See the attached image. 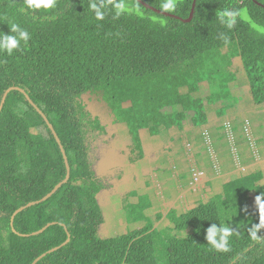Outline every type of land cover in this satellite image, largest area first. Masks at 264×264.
Listing matches in <instances>:
<instances>
[{
    "label": "trees",
    "instance_id": "1",
    "mask_svg": "<svg viewBox=\"0 0 264 264\" xmlns=\"http://www.w3.org/2000/svg\"><path fill=\"white\" fill-rule=\"evenodd\" d=\"M175 3L169 15L158 11L164 0H55L49 9L0 0V35L14 23L30 35L11 55L0 50V101L11 87L0 109V264H32L54 247L35 264H264V170L257 167L185 212L172 210L163 227L145 214L151 203L139 195L126 219L141 228L99 235L95 194L103 184L91 170L87 136L105 127L83 94L102 96L125 123L133 162L143 157L139 129L164 136L181 128L188 112L197 128L207 120L205 103L223 102L222 115L240 101L231 89L239 69L247 98L264 108V0H195L193 9V0ZM203 82L210 90L205 99L197 95ZM48 124L69 177L47 199L18 211L11 225L17 208L66 176ZM212 226L215 244L208 239ZM66 229L70 239L61 245ZM223 229L227 251L216 246L224 243Z\"/></svg>",
    "mask_w": 264,
    "mask_h": 264
},
{
    "label": "rangeland",
    "instance_id": "2",
    "mask_svg": "<svg viewBox=\"0 0 264 264\" xmlns=\"http://www.w3.org/2000/svg\"><path fill=\"white\" fill-rule=\"evenodd\" d=\"M176 1L178 0H172L173 4H176ZM166 2L167 0H164V3ZM160 11L166 12L164 9H161ZM166 14L170 15V13L167 12ZM172 15L174 14H171V16ZM239 62L240 61L238 59L234 60V64L238 65V67H240ZM238 72L239 73L237 74V80L234 82L231 89L234 96H240L244 101L240 99V101H237L235 105H229L228 115H219L217 113V109L223 105V102H216L214 104L205 105L207 113V122L205 125L207 127V130H204V134L206 136V141L210 145V148H213V145L216 142L215 139L222 138V140L227 144L224 145V147L225 149H227L230 157L232 156L230 154L229 147L233 151V154L240 156H246L248 154L247 152L240 150L238 147H235L232 141H229L230 138L234 139V133L236 135H242L241 138L245 137V135L247 134L248 142H253V153L255 154V156L258 157H256L255 159L256 162L250 160L246 162L248 163V167L246 169H242V171H247V169H250V167H252L253 169L257 167L261 170H264V108L255 105L251 100H249V97L247 98V85L245 83L244 72L241 69H239ZM209 92L210 90L208 84L203 82L200 84V90L197 95L205 99ZM98 97L100 100L95 97H92L89 93H85L82 96L83 102L86 104L87 110L92 115H98L106 128V133L104 135L92 139L89 143L92 169L94 170L96 176H99V178L102 179L103 182L106 184V188L100 192V195L97 199L104 216H106L104 224L101 225L99 228L100 235H102L103 237H108L124 233L128 229L141 228L138 225L139 223H132L126 219V205H124L122 201L119 200L121 198H116L114 196L118 197L120 195H123L124 197L125 195H128L129 202L135 203V201L137 202V196L131 195V193H129V191L132 189H135L138 194L149 192L147 193L149 200L152 198L151 195H155L156 193L161 192L162 190L157 185V182L159 181H155V176V179L151 177V186L146 185L148 179L143 182V178L141 177L142 174H144L146 177L147 174H150V171H148L149 165H153L156 162L157 157H162L167 161L170 154L169 162L173 163L174 158L176 160L175 162H177L178 166L175 169L176 171L179 169L180 171L186 170L185 167L187 166V164H184V160L189 159L188 161H190L192 168H195L198 172H200L201 178L211 177V180L214 185L212 184V186L209 187L205 186L204 182H202L201 179L199 180L200 182L198 181L199 183L197 184L195 189L191 188L190 191L192 192H195L194 190L198 188L200 193L209 194L221 188V177L227 174L225 173L222 175V171H218L219 166L215 165L217 171L220 173H216V175H214L213 171H215V169L213 168V161H215L216 159L213 158L217 157V151H222L220 154H223L224 149L219 148L218 150H216L214 148V151L216 153L210 151V155L207 156L211 160L210 164L205 161L207 157L204 159L205 162L200 158L206 156V154L205 156H203L200 152L201 154L200 156H197V158H199L200 163H202V166L196 167L195 162L193 161L191 146L195 145L194 150L199 151L201 147L198 149L197 141H192L190 144H188L186 141L187 137L184 134H181V136H176L174 141L167 142L166 140V144L168 146L165 144V147L162 148L161 146L165 143L164 140L158 137L150 136L146 130H141L140 133L144 142L146 155L143 159L139 161V164L135 163L126 165L125 163L128 161V151L124 149V144L126 143V139L128 137L126 129L119 128L121 126L120 124L113 123L112 115L114 114L111 115V113L107 111L108 109L102 100V96L100 98V96L98 95ZM227 103L228 102H224V104ZM244 103L248 104L250 108L248 106L245 107ZM103 110H105L106 112L104 113ZM247 110H249L252 119L244 116ZM191 115L192 112H189L188 116ZM249 119L250 122H247L249 121ZM214 125L215 127L220 126L217 132L213 131V129L215 128ZM228 125L230 128L228 127ZM113 127L115 129L111 134L110 131ZM184 128H189V126H184ZM236 138H238V136H236ZM192 140H195V138H192ZM257 140L260 141L257 142ZM181 142H183L182 148L178 147ZM156 147L162 148H159L157 150H161L160 154L157 156H155V153L157 152ZM168 147H172L171 150H169L170 152L167 149ZM246 150L248 152H251V148L249 147H246ZM117 155H119V157H117ZM148 160L150 161L149 165L146 164ZM223 160L224 165L226 167L229 165V163H231L232 165L235 162V160H233L232 162H228L226 157H224ZM200 170H202L203 172ZM122 174H125V177L122 178ZM250 197L253 201L256 202L253 193H250ZM181 198L182 203L185 207H187L189 204H192L190 202V200L192 199L191 194L184 193ZM161 207H163V204L154 200L153 207H149L150 209L147 208L145 210L146 214H148L150 217L156 218L158 210H160ZM163 224V222L158 223L160 227L163 226ZM191 231L192 230L187 229L183 231V235H186Z\"/></svg>",
    "mask_w": 264,
    "mask_h": 264
},
{
    "label": "crops",
    "instance_id": "3",
    "mask_svg": "<svg viewBox=\"0 0 264 264\" xmlns=\"http://www.w3.org/2000/svg\"><path fill=\"white\" fill-rule=\"evenodd\" d=\"M244 104H245V107L246 106L249 107L248 104H246V103H244ZM205 105H210V104L205 103ZM228 110L229 109L227 107V109H226L224 114L228 115L229 114ZM166 111H169V109H166ZM188 113H187V120H185L182 123V127L181 128H170V129H168L166 131V134L164 136H161V137H158V136H155V135H151V136L158 137V138H160V139L165 141V143L161 146L162 148L165 147L166 140H167V142L175 140V138H173L170 135V132L172 134H177L179 132L178 136H181V134H184L187 137L186 141H187L188 144H190L192 141H197L198 149L201 147L200 151L199 150H194V146L195 145L191 146L193 161L195 162L196 167L202 166V163H200L199 158H197V156H200L201 153H202L203 156H205V154H206L205 157H203V158L200 157L204 161V159L208 155H210V151L216 153L214 151V148L216 150H218L219 148L220 149H224L223 154H220L222 151H217L218 152V155H216L217 157L213 158V159H216L215 161H213V168L215 169V171H213L214 175H216V173L217 174L220 173L221 171H222L221 172L222 175L225 174V173L227 174V175H224V176L221 177V180H222L221 188L215 190V193H220L221 190H222V186H223V184L225 182L229 181L231 179V177H238L240 175V171H242V169H246L248 167V163H246V162H248L249 160L253 161V162H256L255 159L258 156H255V154L253 153V151H254L253 142H248L247 134L243 138H241V137L240 138L239 137L236 138L237 135L234 133V136H233V134H232L234 139L230 138L229 141H232V143L234 144L235 147H238L240 150H243V151L247 152L248 154L246 156H240V155L233 154L232 153L233 151L229 147V151H230V154L232 156V157H230V155L228 154L227 149H225V147H224V145H227V144H226V142H224L222 140V138L221 139H215L216 142L214 143L213 148H210V145L206 141V136L204 134V130L205 131L207 130V127L205 125L207 120H206L205 123H203V125L198 126L197 128H195L193 126L191 127L190 124H189L190 116H188ZM217 113L219 115H221V113H219V111H217ZM224 114H222V115H224ZM244 116L247 117V118L252 119V116L250 115L249 110L246 111V114ZM250 119H249V121H247V120L246 121L250 122ZM184 126H189V128H184ZM214 127H215V125H214ZM219 127L220 126H216L213 129V131L217 132ZM228 127H229V125H228ZM198 128H200V129H198ZM245 130H246V128H245ZM192 138H195V140H192ZM247 145L249 146V148H251V152H248L246 150ZM161 147H158V148L156 147V151L159 148H161ZM178 147L182 148L183 147V142H181ZM171 148L172 147H168L167 148L168 151L171 150ZM160 151H157L155 153V156L159 155ZM222 156H223V158L226 157L228 162H230V161L232 162L233 160H235V162L232 165H231V163H229V165H228L229 167L228 166L226 167L224 165V160H223ZM144 157H145V155L141 159H143ZM169 157H170V154H169ZM169 157H168L167 161L164 158H162V157H157V160H156V162L153 165H149L150 164L149 160L146 162V164L149 165V168H148L149 170L148 171H150V176L153 177V178H154V176L156 177V179L155 178L154 179H155V181H159V182H157V185L162 190L161 192L156 193L155 195H151L152 198L150 200L148 198V200L151 203V207L150 208L153 207V201L154 200L157 201V202H161L163 204V207H161L160 210H158V213H157V216H158V214H161V219H160V221L155 223L156 227H160L158 225L159 222H163L164 223L163 226L168 224V220L166 219V216L172 210L176 211L178 214L183 213V212L186 211V209L194 207L196 205L197 201L209 197V194L200 193L198 188H196V190H194L195 192L190 191L191 188L195 189L197 184L200 182L199 180L202 179V182H204L205 186H208V187L212 186V184H213V182L211 180V177L204 178L203 175H202L203 178H201L200 172H198L195 168H192L190 161H188L189 159L184 160V164L185 163L187 164V166L185 167L186 170L180 171V169H179V170L176 171L175 169L178 166L177 162H175L176 161L175 158H174L173 163L169 162ZM211 159H212V157H211ZM140 160L134 162L133 164H135V163L139 164ZM241 160H243L244 163H240ZM205 161L208 164H210L211 160L209 159V157H207V159ZM253 162H252V164H253ZM215 165L219 166V170L218 171H220V172L217 171ZM183 166H181V167H183ZM250 169L254 170L252 167H250ZM200 171H202V170H200ZM194 176H196L197 179H194ZM151 177L147 178L148 179V181L146 183L147 186H149V185L151 186V183H150L151 182ZM147 179H145V180H147ZM262 181H264V177L261 180V182ZM132 191L136 192L135 195L137 196V200H138V196L139 195H144L145 194L148 197L147 193H149V192H145L143 194H138L135 189H132L129 192H132ZM184 193H188V194L192 195V199L190 200V202L192 204H189L187 207H185L184 204L182 203V198L181 197L183 196ZM131 195H133V194L131 193ZM123 198L124 197H122L121 200H123ZM128 202H129V200H128ZM131 203H134V202H131ZM150 208H148V209H150ZM145 214H146V211H145ZM146 215L148 216V214H146ZM163 226H161V227H163ZM188 229H190V228H188Z\"/></svg>",
    "mask_w": 264,
    "mask_h": 264
},
{
    "label": "clouds",
    "instance_id": "4",
    "mask_svg": "<svg viewBox=\"0 0 264 264\" xmlns=\"http://www.w3.org/2000/svg\"><path fill=\"white\" fill-rule=\"evenodd\" d=\"M55 0H25V4L28 8L31 9H39L43 7L44 9H49L54 6ZM163 9L165 11H174V4L172 0H167L166 3L162 5ZM93 9H97V6L95 4H92ZM97 17L102 18V13L97 9ZM231 15V14H226ZM222 23H227L228 27H231V21H225L223 19V16L221 17ZM10 33V34H9ZM9 33H5L3 35H0V50L6 51L9 55L13 53L14 49H18L20 42L24 41L25 43L30 39L29 33L22 28L18 24H12ZM210 194V193H209ZM217 231L215 226H212L208 229V239L212 241V234ZM225 233V240L224 243L217 244L216 246L218 248H221L225 251H227V240L226 235L228 233V229L222 230ZM215 244V241H212Z\"/></svg>",
    "mask_w": 264,
    "mask_h": 264
},
{
    "label": "flooded vegetation",
    "instance_id": "5",
    "mask_svg": "<svg viewBox=\"0 0 264 264\" xmlns=\"http://www.w3.org/2000/svg\"><path fill=\"white\" fill-rule=\"evenodd\" d=\"M239 73V72H238ZM237 73V74H238ZM103 109H105V108H103ZM108 109V108H107ZM109 113H111V115L113 114L109 109L107 110ZM103 112L105 113L106 111L105 110H103ZM99 117V116H98ZM112 117H113V123L114 124H120L121 126L119 127V128H125L126 129V126H125V123H122V122H119V121H117L116 119H114L115 117H114V115H112ZM99 119H100V117H99ZM100 121H101V119H100ZM101 123H102V121H101ZM183 123V122H182ZM103 124V123H102ZM189 124H190V126L192 127V123L191 122H189ZM104 125V124H103ZM104 127H105V125H104ZM118 128V129H119ZM115 128L113 127V128H111V131H110V133L112 134L113 133V130H114ZM141 130H146L147 132H148V130L147 129H145V128H143V129H139V138H140V149H141V153H142V155L144 156V155H146V152H145V148H144V142H143V139H142V137H141V133H140V131ZM126 132H127V130H126ZM105 133H106V128H105ZM104 133V134H105ZM104 134H99V135H93L92 133H89L88 134V136H87V140H88V143H90V141L92 140V139H95V138H97V137H100V136H102V135H104ZM127 134H128V137H127V139H126V142L128 141V139H129V133L127 132ZM148 134L151 136V134L148 132ZM170 135L173 137V138H176V136H178L179 135V132L177 133V134H172L171 132H170ZM90 145V144H89ZM112 147H113V145H112ZM115 148V147H114ZM132 148H134V154L133 155H138L139 154V150L137 149V148H135L134 146L132 147ZM116 149V148H115ZM124 149H126L127 151H128V153H127V155H128V161L125 163L126 165H128V164H133L134 162L133 161H131L130 160V149L128 148V146H127V144L125 143L124 144ZM117 150V149H116ZM117 157H119V155H117ZM89 159H90V152H89ZM92 162H91V159H90V167H91V170L93 171V174L95 175V177L103 184V187H100V189L96 192V194H95V199H96V202H97V204H98V206H99V208H100V210H101V213H102V218H103V221H102V223H100L98 226V232H99V228H100V226L101 225H103L104 224V222H105V218H106V216H104V214H103V212H102V209H101V207H100V204L98 203V200H97V198L99 197V195H100V192L102 191V190H104L105 188H106V184L103 182V180L102 179H100L99 178V176L97 177L96 176V174H95V172H94V170L92 169V164H91ZM121 163H122V161H121ZM147 172V171H146ZM145 172V173H146ZM147 174V173H146ZM122 176V178L123 177H125V174H122L121 175ZM142 178H143V182L145 181V179H147V178H150L151 176H150V174H148L147 175V177L144 175V174H142V176H141ZM121 187V186H120ZM129 193H131V192H129ZM130 195V194H129ZM114 197H116V198H122L123 197V195H120V196H114ZM119 200H121V199H119ZM122 201V203L124 204V205H126L125 206V210H126V215H127V211H128V204H129V202H128V195H125L124 196V198H123V200H121ZM151 207V206H150ZM189 209V208H188ZM187 210V209H186ZM148 217L149 218H151L152 219V223L155 225V223H157L158 221H160V219H161V214H158V216H156V218H153V217H150L149 215H148ZM132 223H139L138 225L139 226H141L142 225V223L141 222H132ZM134 229V228H133ZM128 230H131V229H128ZM187 230V229H186ZM189 230H191V229H189ZM185 231V230H184ZM125 233V232H124ZM181 233H182V235H183V231H181ZM66 234H67V237H68V235H69V239H70V234H69V232L67 231V229H66ZM122 234V233H121ZM99 235H100V233H99ZM116 235H120V234H116ZM102 238H107V237H103L102 235H100ZM113 236H115V235H113ZM185 236V235H184ZM108 237H111V236H108ZM67 239V238H66ZM65 239V240H66ZM69 241V240H68ZM67 241V242H68ZM66 242V243H67ZM63 243V242H62ZM65 244V243H64ZM61 245H63V244H61ZM52 252V251H51ZM43 253H45L44 255H42V257L43 256H45L47 253H50V252H48V250L47 251H45V252H43ZM43 253H41V254H43ZM41 254L39 255V256H41ZM38 257V256H37ZM41 258V257H40ZM37 262V261H36Z\"/></svg>",
    "mask_w": 264,
    "mask_h": 264
},
{
    "label": "water",
    "instance_id": "6",
    "mask_svg": "<svg viewBox=\"0 0 264 264\" xmlns=\"http://www.w3.org/2000/svg\"><path fill=\"white\" fill-rule=\"evenodd\" d=\"M194 2H195V0H193V3H192V9H193V7H194ZM158 11H160V10H158ZM160 12H162V13H164V14L166 13V12H164V11H160ZM190 18H191V14H190L188 20H189ZM10 88H11V87H10ZM10 88H8V89L4 92V94H3L2 98H1V101H0V109H1V107H2V105H3V103H4V101H5L6 93L10 90ZM12 88H13V89H19V87H12ZM26 97L29 99L28 96H26ZM29 101L33 104V102H32L31 99H29ZM34 106H35L36 110L42 114V112L40 111V109H38V108L36 107V105H34ZM42 115H43V114H42ZM43 117H44V119L46 120V122L48 123L46 117H45L44 115H43ZM48 126H49L50 129L52 130V132H53V134H54V136H55V138H56V141L58 142V144H59V146H60V149H61V152H62V155H63L64 161H65L66 166H67V173H66V176H65V178H64L62 181H60L59 183H57V184L54 186V188H53L50 192H48L46 195H44L41 199H39V200H35V201H31V202H28L27 204H25V205L20 206L19 208H17V209L13 212V214H12V216H11V218H10V224H11V225L13 224V218H14V215H15L18 211H21V210L24 209L25 207H29L30 205H33V204H35V203H38L39 201H42V200L47 199L49 196H51V195H52V194H53V193H54V192H55V191H56V190L62 185V183L66 182L67 179H68V177H69V167H68V164H67V158H66V155H65V151H64V149H63V146L61 145L60 140H59L58 136L56 135V132L54 131L52 125H51V124H48ZM48 225H49V224H46V225L43 226L41 229H39V230L33 232V234H37V233L42 232V231H43ZM68 240H69V235H68L67 239H66L62 244L66 243ZM56 249H57V247L51 248V249L48 250V252L54 251V250H56ZM44 254H45V253H43V254H41V256H38L37 258H35L34 261L32 262V264H35V262L38 261V260L40 259V257H42V255H44Z\"/></svg>",
    "mask_w": 264,
    "mask_h": 264
},
{
    "label": "built area",
    "instance_id": "7",
    "mask_svg": "<svg viewBox=\"0 0 264 264\" xmlns=\"http://www.w3.org/2000/svg\"><path fill=\"white\" fill-rule=\"evenodd\" d=\"M194 179H197V177H196V176H194Z\"/></svg>",
    "mask_w": 264,
    "mask_h": 264
}]
</instances>
